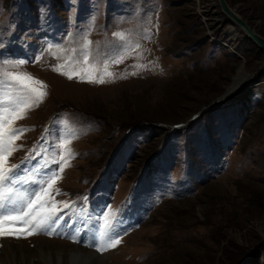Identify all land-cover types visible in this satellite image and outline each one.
<instances>
[{"label":"rangeland","instance_id":"1","mask_svg":"<svg viewBox=\"0 0 264 264\" xmlns=\"http://www.w3.org/2000/svg\"><path fill=\"white\" fill-rule=\"evenodd\" d=\"M216 2L0 0V118L35 104L8 73L47 86L12 124L26 131L5 164V211H27L17 197L34 200L63 166L60 194L46 197L58 223L0 238L21 251L16 264H67L72 249L89 264H264V52ZM227 3L264 37V0ZM254 82L235 103L216 102ZM87 216L106 250L85 232L69 241Z\"/></svg>","mask_w":264,"mask_h":264},{"label":"snow or ice","instance_id":"2","mask_svg":"<svg viewBox=\"0 0 264 264\" xmlns=\"http://www.w3.org/2000/svg\"><path fill=\"white\" fill-rule=\"evenodd\" d=\"M24 62L22 61L21 64ZM85 63L87 61L85 60ZM65 75L62 67L57 66L53 69ZM8 79L11 82L17 83L35 99V104L26 103L21 107L9 110L3 109V117L0 118V208L4 207L5 202L14 203L10 198L13 195V189L11 187H4L5 182L9 180V174L12 172L11 168L5 166L8 157L12 152L18 149L14 146L13 142L23 134L25 129H15L12 124L17 119L25 118L26 112L34 106H38V103L43 101L46 96V85L42 81L36 80L30 74H14L8 73ZM69 79L73 78V74H67ZM76 75H80L76 73ZM81 82H99L104 83L103 79L96 80L95 78L80 77ZM36 85L38 87H33ZM17 167V166H13ZM63 172V166H61L57 172H52L47 180L40 182L39 189L33 193L35 199H25L23 196H18V200L22 201L27 206V211H18L14 213H6L0 215V238H15V239H27L32 235H39L44 233L46 229L50 227L54 222L58 223L59 217L57 216V205L50 203L46 198L48 192L55 191L56 194H60L59 189H54V184L57 182V173ZM46 185V187H45ZM68 205H64L67 207ZM54 231V229H53ZM47 234L51 235L52 232ZM78 242V241H73ZM120 243V239L117 238L110 242L109 247H114ZM106 250V249H98Z\"/></svg>","mask_w":264,"mask_h":264},{"label":"water","instance_id":"3","mask_svg":"<svg viewBox=\"0 0 264 264\" xmlns=\"http://www.w3.org/2000/svg\"><path fill=\"white\" fill-rule=\"evenodd\" d=\"M216 4L219 7L221 11V20L226 21L230 20L232 24L240 31L244 37L252 42L259 51L264 52V37L260 36L258 33L255 32L253 27H251L246 20L238 16L234 10H232L228 3L227 0H216ZM211 42L213 43H219L220 45L229 48L228 44L218 42L215 39H212ZM233 52V54L238 57L239 59L243 60V57L241 54L237 51L236 47L229 48ZM252 78V76L250 77ZM260 84L259 82H254L253 85L248 86L246 88H242L244 83H241L238 87H236V90L232 92L231 94L227 93L228 90L220 97L217 99L218 104H233L243 96L247 95L252 91V89ZM94 236V234H93ZM101 243V240H100Z\"/></svg>","mask_w":264,"mask_h":264},{"label":"bare ground","instance_id":"4","mask_svg":"<svg viewBox=\"0 0 264 264\" xmlns=\"http://www.w3.org/2000/svg\"><path fill=\"white\" fill-rule=\"evenodd\" d=\"M236 28V27H235ZM237 29V28H236ZM238 30V29H237ZM238 32H240V31H238ZM235 85V82H233V86ZM235 87V86H234ZM233 87V88H234ZM78 228V226H76V227H74V234L76 233V231L78 230L77 229ZM77 232H79V231H77ZM15 248H17V247H15ZM38 248V247H37ZM76 249V248H75ZM0 250L4 253V255L6 256V259H7V261L8 262H4V261H2V260H0V263L1 264H16V261H15V258L17 257V256H19V252H21L20 250L19 251H17V250H15L13 247H12V245L11 244H8V241L6 242V241H2L1 243H0ZM77 250V249H76ZM78 251V250H77ZM84 251V250H83ZM41 253H42V250H41ZM21 254H23L24 255V252L22 251V253ZM45 254V253H44ZM43 254V255H44ZM82 254V257L84 258L83 260H80V262L78 261V259H79V256ZM41 255V254H40ZM42 256V255H41ZM45 256V255H44ZM14 259H13V258ZM3 258V257H2ZM58 258H60L61 259V257L60 256H58ZM92 258H93V256H91L90 254H84L83 252H79V253H76V252H74L73 251V249L71 250V255H70V258L67 260V264H89L90 263V261L92 260ZM13 259V260H12ZM48 259L50 260V263H52L51 262V258L50 257H48ZM81 259V258H80ZM23 260H24V258H23ZM44 260V259H43ZM6 261V260H5ZM43 262V261H42ZM21 264H25L24 263V261L21 263ZM47 264V263H46ZM61 264V263H60Z\"/></svg>","mask_w":264,"mask_h":264}]
</instances>
